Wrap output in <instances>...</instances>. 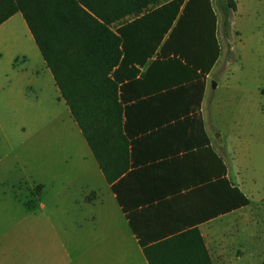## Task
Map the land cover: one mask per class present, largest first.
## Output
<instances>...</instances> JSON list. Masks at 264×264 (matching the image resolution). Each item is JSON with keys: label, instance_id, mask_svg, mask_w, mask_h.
I'll return each instance as SVG.
<instances>
[{"label": "trees", "instance_id": "obj_1", "mask_svg": "<svg viewBox=\"0 0 264 264\" xmlns=\"http://www.w3.org/2000/svg\"><path fill=\"white\" fill-rule=\"evenodd\" d=\"M215 3L229 38L237 1ZM16 12L23 14L146 255L147 242L134 228L121 189L136 172L131 160L137 140L171 138L153 143L147 168L155 183L180 181L168 189L172 195L190 200L208 192L212 207L202 219L250 204L227 177L201 113L206 76L221 55L214 0H0V24ZM138 119L149 124L141 136L130 131ZM182 189L187 192H176ZM177 237L164 243L181 252V263L209 264L197 227Z\"/></svg>", "mask_w": 264, "mask_h": 264}, {"label": "rangeland", "instance_id": "obj_2", "mask_svg": "<svg viewBox=\"0 0 264 264\" xmlns=\"http://www.w3.org/2000/svg\"><path fill=\"white\" fill-rule=\"evenodd\" d=\"M244 1L252 9L245 4L233 13L225 38L214 0L221 55L212 81L222 82L210 85L206 117L213 146L228 152L231 172L264 193V0ZM30 62L14 60L0 87V264H90L83 250L92 239L78 235L71 207V193L82 185L78 154L90 149L53 85L30 76L39 65L33 57ZM4 64L3 56L0 68ZM147 66L138 67L139 76ZM251 212L264 214V201ZM238 264H264V252Z\"/></svg>", "mask_w": 264, "mask_h": 264}, {"label": "crops", "instance_id": "obj_3", "mask_svg": "<svg viewBox=\"0 0 264 264\" xmlns=\"http://www.w3.org/2000/svg\"><path fill=\"white\" fill-rule=\"evenodd\" d=\"M236 1L237 9L234 13H239L244 10L246 3H243L244 0ZM246 5L247 10L252 9L250 3ZM3 56L5 64L0 68L2 72L0 87L8 78V72L13 70L14 60L22 59L24 64L31 66L30 59L33 57L39 65L34 70L30 68V76L47 78L55 89L58 102L66 104L21 12H16L0 24V57ZM216 65L217 63L205 79L201 103L204 128L213 149L227 166V177L249 198L250 204L216 217L202 219L210 213L212 207L208 192L205 193L206 196L200 194L199 198L198 196L188 198L190 200L177 193L172 195L168 189L178 188L180 181L165 180L155 183L152 179L153 173L147 168L148 164H151L153 143L163 145V142H170L171 138L164 136L163 140L157 138L153 143L147 139L137 140L135 158L131 160L133 165H136V172L128 176L121 189L130 208L134 228L142 240L147 242V256L139 237L131 227L129 218L84 138L90 150L78 154L82 171L78 179L81 178L82 185L77 192L71 193L73 196L71 207L75 210L73 222L79 229L78 235L92 239L89 248L83 250V255L90 257V264H150L149 258L153 264H183L181 252L174 251L171 244L167 245L164 242L179 241L177 237L179 234L194 227L198 228L204 241L209 264H238L240 261H248L251 257L258 256V251L264 252V214L251 212V208L255 205L260 206L264 201V193H259L253 182L243 179L239 173L235 175L231 172L225 159L228 152L222 146L214 148L210 125L207 123L206 114L211 104L210 100L214 96L210 94V85L212 83L213 88H219L222 82L221 79L212 81ZM229 78L226 76L225 82L229 81L227 80ZM227 83L229 85V82ZM255 88L263 92V86ZM70 115L79 127L71 112ZM142 122L138 119V122L130 127V131L138 132V136H141V129L149 125ZM216 136H221V133L217 132ZM164 175L175 173L167 172ZM176 192L183 194L187 191L182 189ZM38 202L39 208H46L40 197Z\"/></svg>", "mask_w": 264, "mask_h": 264}]
</instances>
